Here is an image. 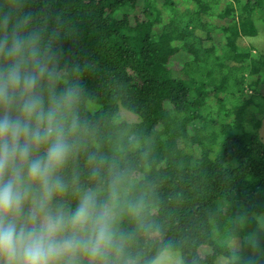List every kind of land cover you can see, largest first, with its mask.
<instances>
[{
  "label": "trees",
  "instance_id": "16d2710c",
  "mask_svg": "<svg viewBox=\"0 0 264 264\" xmlns=\"http://www.w3.org/2000/svg\"><path fill=\"white\" fill-rule=\"evenodd\" d=\"M221 1L0 0V40L33 39L55 73L41 83L46 104L77 89L57 199L74 209L93 191L112 207L110 264L163 251L181 264H264V51L242 43L256 17L264 26V0Z\"/></svg>",
  "mask_w": 264,
  "mask_h": 264
},
{
  "label": "clouds",
  "instance_id": "9594fccd",
  "mask_svg": "<svg viewBox=\"0 0 264 264\" xmlns=\"http://www.w3.org/2000/svg\"><path fill=\"white\" fill-rule=\"evenodd\" d=\"M0 56V264H110L119 251L112 207L93 191L74 209L57 199L74 150L77 89L46 104L41 83L55 73L31 38L6 33Z\"/></svg>",
  "mask_w": 264,
  "mask_h": 264
},
{
  "label": "rangeland",
  "instance_id": "374dc122",
  "mask_svg": "<svg viewBox=\"0 0 264 264\" xmlns=\"http://www.w3.org/2000/svg\"><path fill=\"white\" fill-rule=\"evenodd\" d=\"M175 3L180 10L187 9L190 6L188 0H175ZM224 3H225V0H222L220 7H223ZM205 20H208L209 23L215 24L217 26H219L223 23L221 20L215 19V18H205ZM255 26L257 29L256 36L246 37V38L242 39L243 44H245V45L247 44L248 46H250L254 49V52H253L254 54H255V52L262 53L264 51V26H263L261 20L257 17L255 18ZM181 54L182 53L175 56L171 61V69L173 71L178 72V74H179V69L182 65V62L185 59L184 58L185 56L181 55ZM252 79H253L252 77L248 78L247 82H250ZM248 90H249V88L247 87L246 95L249 94ZM118 117L122 120H126L129 122H131V121L136 122L138 120L136 115H134V114L122 109V108H120L118 111ZM261 123H262V126L259 128L258 132H259V136H260L261 140L264 142V118L262 119ZM258 221H259L261 227L264 228V214L260 215L258 217ZM232 246H233V248H235L234 245H232ZM209 252L210 251L207 248H200L199 249V254L201 256H204V255L208 254ZM219 263L222 264L223 261L219 260ZM151 264H181V259H180L179 254L176 252L163 251L156 257V259Z\"/></svg>",
  "mask_w": 264,
  "mask_h": 264
},
{
  "label": "crops",
  "instance_id": "0c3cea01",
  "mask_svg": "<svg viewBox=\"0 0 264 264\" xmlns=\"http://www.w3.org/2000/svg\"><path fill=\"white\" fill-rule=\"evenodd\" d=\"M261 126H262V123H261ZM261 126H260V127H261Z\"/></svg>",
  "mask_w": 264,
  "mask_h": 264
}]
</instances>
